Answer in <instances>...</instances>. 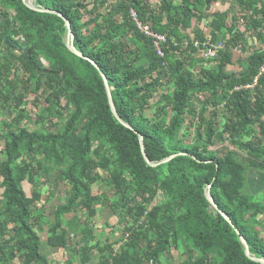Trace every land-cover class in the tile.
Instances as JSON below:
<instances>
[{
    "label": "trees",
    "instance_id": "trees-1",
    "mask_svg": "<svg viewBox=\"0 0 264 264\" xmlns=\"http://www.w3.org/2000/svg\"><path fill=\"white\" fill-rule=\"evenodd\" d=\"M32 1L54 12L0 0V112L11 116L0 126V264H57L42 251L47 223V244L79 254L80 264H91L94 251L98 264H165L172 256L178 264H262L246 255L240 235L264 258V190L251 192L248 182L250 169L264 176V0ZM131 8L166 36L164 57ZM56 12L98 68L67 48ZM186 28L222 48L214 58L192 43L183 48L193 39ZM101 73L133 129L113 115ZM139 134L151 161L182 154L151 166ZM217 144L229 149L220 155L210 149ZM41 180L65 188L52 222L37 212ZM106 207L122 235L94 240L81 218Z\"/></svg>",
    "mask_w": 264,
    "mask_h": 264
},
{
    "label": "rangeland",
    "instance_id": "rangeland-1",
    "mask_svg": "<svg viewBox=\"0 0 264 264\" xmlns=\"http://www.w3.org/2000/svg\"><path fill=\"white\" fill-rule=\"evenodd\" d=\"M229 4H226L225 6H228ZM234 7L232 6V9ZM195 27L197 25H194ZM243 27V26H242ZM241 27V28H242ZM191 32V35H194V30H189ZM16 37V36H15ZM251 46L255 47V42L254 41H250ZM237 56L238 54L240 56H245L247 53H241V51L235 53ZM34 112V111H32ZM150 114L152 113V111L149 112ZM35 115V113H34ZM11 116L8 114V112L6 111V109H3L0 112V126H2V124L4 122H8L10 120ZM28 124V123H26ZM30 128L34 129L35 125L33 124V122L29 123ZM210 149L214 150L215 152H217L218 154L222 155L224 154L227 149H229L228 146L226 145H220L217 144L215 146L210 147ZM0 159H1V152H0ZM104 175V174H103ZM49 178L52 181L53 184V178L54 176L51 175L49 176ZM44 179V178H43ZM42 184L40 185V188L42 189V196L39 202L36 203V207L37 208V212H43L45 215H47L49 222L53 221V210L54 207L58 204H61L62 202H64L65 200V188H53V187H49V184H46L44 186V181L41 180ZM248 182L250 185V190L253 193H257L258 191H263L264 190V176L262 173H259V170L256 169H250L248 172ZM100 183V182H99ZM98 183V185H99ZM98 185H96L94 188H96ZM23 187L25 189V191L27 192L28 195L31 194V190H32V184H30L27 181L23 182ZM107 208V207H106ZM105 210L107 212H105ZM102 208L99 210L98 214L96 216L93 217H88L87 220L85 218V216H83L81 218V222H90L91 226L93 227V234L95 235V239L94 240H98V239H102L105 240L106 237H108L109 240H115L118 236L122 235V228H123V224L120 225L118 222V218L113 216L112 210L105 209ZM109 218V219H107ZM111 218V219H110ZM84 224V223H83ZM50 224H43L41 226V229H39V234L41 239L43 240V242L46 240L47 237V230ZM54 250L56 249V247L53 248ZM46 250V254H48L50 256V258L53 255L51 254V248L50 247H46V245L42 243V251L45 252ZM57 253H54V255H56ZM60 255V257L62 256V259L64 260L62 262V260L60 259L58 261L57 264H77L79 263V254H72L71 252L66 251L65 252H59L58 253ZM168 257V256H167ZM72 260V263H69L67 260L70 259ZM165 258V257H164ZM179 259L178 258H174L173 256L170 258H167V261L165 264H178Z\"/></svg>",
    "mask_w": 264,
    "mask_h": 264
},
{
    "label": "water",
    "instance_id": "water-1",
    "mask_svg": "<svg viewBox=\"0 0 264 264\" xmlns=\"http://www.w3.org/2000/svg\"><path fill=\"white\" fill-rule=\"evenodd\" d=\"M23 2L25 3V5L35 11H39V12H54L53 10L51 9H48V8H43L41 7L40 5H36L34 4V2L32 0H23ZM56 14L58 16H60L63 20H64V23L67 27V30H68V37H67V40H66V46L67 48L72 52L74 53L75 55L79 56V57H82L84 59H87L89 60L96 68H98V65L93 61L91 60L90 58L84 56L73 44V39H74V34L71 32V27H70V23H69V20L60 12H56ZM101 76L103 78V81H104V84H105V88H106V91H107V96H108V102H109V106H110V109L113 113V115L123 124L125 125L126 127L130 128V129H133L130 125H128L127 123H125L124 121L121 120V118L119 117L118 113H117V110H116V107H115V104L113 102V99H112V95H111V87L109 86V83H108V80H107V77L105 76V74L101 73ZM139 143H140V148H141V152H142V155L144 157V159L146 160V162L151 165V166H157L159 165L160 163L162 162H166V161H169L170 159L174 158L176 155L178 154H182V153H174V154H171L169 155L168 157H166L165 159L161 160V161H151L147 154H146V151H145V146H144V142H143V136L141 134H139ZM208 199L209 201L211 202V204L213 205L214 208H216L219 213L225 218V220H227L231 225L232 227L235 229V231L237 233H239L238 229L235 228L234 224L232 223L230 217L223 211L221 210L217 204L215 203V201L213 200V198L209 195L208 196ZM240 240L245 248V253L248 257H250L251 259L255 260V261H258L262 264H264V258H259V257H256L254 255H251L250 251H249V246L245 240V238L240 235Z\"/></svg>",
    "mask_w": 264,
    "mask_h": 264
},
{
    "label": "built area",
    "instance_id": "built-area-1",
    "mask_svg": "<svg viewBox=\"0 0 264 264\" xmlns=\"http://www.w3.org/2000/svg\"><path fill=\"white\" fill-rule=\"evenodd\" d=\"M130 15L134 19L137 29L142 32L144 35L148 36L152 39V42L154 44V47L157 51V54L160 57L165 56V51L163 49L164 44L166 43V36L161 33H157L151 29V27L139 20V16L137 11L134 8L130 9ZM16 40L23 41L24 37L23 35L19 34L15 37ZM192 43L193 47L198 48V51L204 56V58H214L218 51L222 48L223 42H219L217 44L211 43L209 40L206 41H200L198 39H191V41H184L183 48L189 47V44ZM239 52V50H235ZM116 253V250L114 249L113 255ZM106 264H113L112 260L109 259V261Z\"/></svg>",
    "mask_w": 264,
    "mask_h": 264
},
{
    "label": "crops",
    "instance_id": "crops-1",
    "mask_svg": "<svg viewBox=\"0 0 264 264\" xmlns=\"http://www.w3.org/2000/svg\"><path fill=\"white\" fill-rule=\"evenodd\" d=\"M228 1V0H227ZM226 4H229V2H226L224 5H221L220 3H214L213 5H212V7H211V9L210 10H208V13H210V12H216V10H220L221 9V7L222 8H226L227 6H225ZM229 6V5H228ZM204 26V23H202L201 25H200V27H203ZM195 27V26H194ZM205 27V29L203 28V30L206 32V30H207V28H206V26H204ZM196 28H198V25L196 26ZM194 30L193 28H186L185 29V31L187 32V33H189L190 35H191V32L189 31V30ZM207 34H209V29L207 30ZM191 37L193 38V36L191 35ZM235 52V51H234ZM236 53V52H235ZM105 209H108V208H104V210ZM105 212H107L106 210H105ZM114 216V215H113ZM107 219H109V218H107ZM111 219V218H110ZM72 236V235H71ZM47 237H48V235H47ZM47 237H46V240L43 242V240L41 239V241H42V243H43V245L45 244L46 245V247L48 246V247H50L51 248V254L50 255H53L51 258H53V259H55V260H57L58 259V261L61 259L62 260V262L64 261L63 259H62V256L60 257V255L58 254L59 253V251L57 250V248L54 250L53 248L54 247H51L50 245H48L47 244ZM119 237V236H118ZM117 237V238H118ZM100 240H102V239H100ZM66 251V253H67V251L68 250H64V251H62V252H65ZM45 254H46V250H45V252H44ZM54 253H57L56 255H54ZM46 255H48V254H46ZM49 256V255H48ZM50 257V256H49ZM92 257L94 258V260H92L91 261V264H98V260H99V258H101V254L98 252V251H94V253H92ZM78 260H79V263H77V264H80V259L78 258ZM58 261H56V262H58Z\"/></svg>",
    "mask_w": 264,
    "mask_h": 264
}]
</instances>
